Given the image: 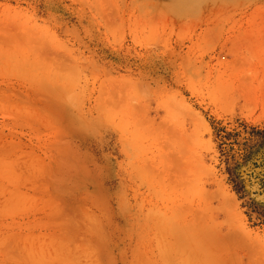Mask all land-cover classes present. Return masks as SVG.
<instances>
[{"label":"rangeland","instance_id":"obj_1","mask_svg":"<svg viewBox=\"0 0 264 264\" xmlns=\"http://www.w3.org/2000/svg\"><path fill=\"white\" fill-rule=\"evenodd\" d=\"M250 127L264 0H0V264H264Z\"/></svg>","mask_w":264,"mask_h":264},{"label":"trees","instance_id":"obj_2","mask_svg":"<svg viewBox=\"0 0 264 264\" xmlns=\"http://www.w3.org/2000/svg\"><path fill=\"white\" fill-rule=\"evenodd\" d=\"M241 134L226 133L224 142L227 147L221 148L224 156L225 173L232 191L241 201L245 214H252L264 223V129L250 127Z\"/></svg>","mask_w":264,"mask_h":264}]
</instances>
